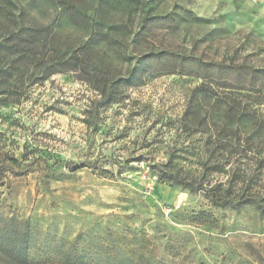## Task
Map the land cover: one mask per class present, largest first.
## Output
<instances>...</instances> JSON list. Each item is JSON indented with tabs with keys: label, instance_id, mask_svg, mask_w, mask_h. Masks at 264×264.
<instances>
[{
	"label": "rangeland",
	"instance_id": "obj_1",
	"mask_svg": "<svg viewBox=\"0 0 264 264\" xmlns=\"http://www.w3.org/2000/svg\"><path fill=\"white\" fill-rule=\"evenodd\" d=\"M13 2L26 24L57 32L62 52L86 45L89 55L0 90V217L28 224L30 264H264V215L242 202L264 207V161L197 99L200 82L113 84L162 48L264 60V0H75V27L47 2ZM158 171L241 203L216 207Z\"/></svg>",
	"mask_w": 264,
	"mask_h": 264
},
{
	"label": "trees",
	"instance_id": "obj_2",
	"mask_svg": "<svg viewBox=\"0 0 264 264\" xmlns=\"http://www.w3.org/2000/svg\"><path fill=\"white\" fill-rule=\"evenodd\" d=\"M41 1L60 9L64 20L71 27L78 24L76 15L79 11L75 0ZM23 16L24 10L13 0H0V90L4 92H7L4 88L13 78L19 79L24 73L30 71V84L43 82L54 74L74 70L78 62L89 58L86 45L62 52L55 39L57 32L49 26L28 25ZM155 18L159 24L169 21L167 17ZM140 36L141 31L135 38ZM170 75L197 79L200 83L193 90L197 99L212 102L215 119L222 118L224 128L232 132L233 136L243 134L247 150L256 152L260 162L264 161V149L260 146L264 144V60L254 54L242 57L225 55L214 59L192 52L162 48L139 55L135 59V66L125 76L115 79L113 84L114 88H138L149 77ZM6 98L2 100L7 102ZM219 108L223 111L221 117L216 113ZM65 166L72 171L84 167ZM158 179L191 192L206 191L212 205L219 208L228 206L236 209L241 203L219 197L216 189L205 190L168 172L158 171ZM242 202L252 204L264 215V207L259 201L247 198ZM29 243V227L26 222L17 223L11 217H0V256L5 262L30 264ZM62 264L92 263L68 257Z\"/></svg>",
	"mask_w": 264,
	"mask_h": 264
}]
</instances>
